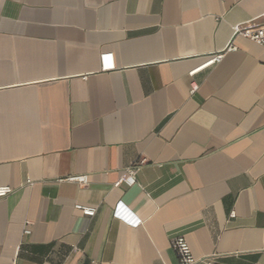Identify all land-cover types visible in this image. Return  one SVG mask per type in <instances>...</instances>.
I'll return each mask as SVG.
<instances>
[{"label":"crops","instance_id":"obj_1","mask_svg":"<svg viewBox=\"0 0 264 264\" xmlns=\"http://www.w3.org/2000/svg\"><path fill=\"white\" fill-rule=\"evenodd\" d=\"M248 22L264 0H0V264H180L177 236L264 264V48L233 38Z\"/></svg>","mask_w":264,"mask_h":264},{"label":"built area","instance_id":"obj_2","mask_svg":"<svg viewBox=\"0 0 264 264\" xmlns=\"http://www.w3.org/2000/svg\"><path fill=\"white\" fill-rule=\"evenodd\" d=\"M242 37L255 44L264 48V26L248 22L246 24L237 25L233 27V38ZM233 48H229L231 50ZM224 55H218L214 58L207 61L202 66L194 69L190 72V76L193 77L199 72L213 67L220 63L223 59ZM196 90V87L193 88V92ZM146 163V160L142 159L138 162L136 166L130 167L124 171L120 179L114 184L115 188H119L123 183L127 184L128 186H133L136 184L135 175L137 173V168L140 165ZM60 182H67V183H74L81 186H86L89 183L88 176L85 174H77L68 176L60 180ZM14 193V188L11 186H0V200L7 198L11 194ZM75 209L82 212L84 216L87 217H95L97 214L98 209L96 207H89L84 206L82 204H77ZM236 216L235 212L231 214V217L234 218ZM29 231L25 230L27 234ZM172 248L175 251L176 255L178 256L180 264H213V258L211 257H203V258H196L191 250V247L185 237L177 236L172 241Z\"/></svg>","mask_w":264,"mask_h":264}]
</instances>
